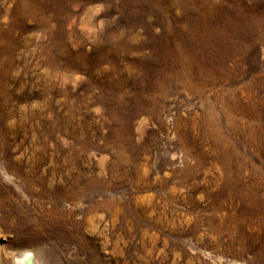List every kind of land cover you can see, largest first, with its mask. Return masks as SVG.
I'll return each mask as SVG.
<instances>
[{
  "label": "rangeland",
  "instance_id": "obj_1",
  "mask_svg": "<svg viewBox=\"0 0 264 264\" xmlns=\"http://www.w3.org/2000/svg\"><path fill=\"white\" fill-rule=\"evenodd\" d=\"M14 249L264 264V0H0Z\"/></svg>",
  "mask_w": 264,
  "mask_h": 264
},
{
  "label": "bare ground",
  "instance_id": "obj_2",
  "mask_svg": "<svg viewBox=\"0 0 264 264\" xmlns=\"http://www.w3.org/2000/svg\"><path fill=\"white\" fill-rule=\"evenodd\" d=\"M7 176H9L10 179H13L11 178V174L8 173ZM4 253L5 254L2 255L1 264H46L48 262L45 258L47 254L44 253L43 256L36 255L32 249H24L22 251L14 249L9 251L7 250V252Z\"/></svg>",
  "mask_w": 264,
  "mask_h": 264
}]
</instances>
